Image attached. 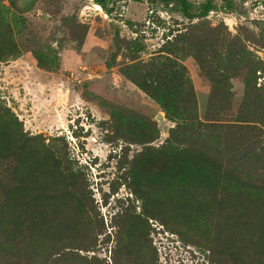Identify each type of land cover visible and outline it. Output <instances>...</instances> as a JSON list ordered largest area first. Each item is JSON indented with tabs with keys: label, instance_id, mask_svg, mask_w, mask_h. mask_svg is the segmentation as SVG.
<instances>
[{
	"label": "trees",
	"instance_id": "16d2710c",
	"mask_svg": "<svg viewBox=\"0 0 264 264\" xmlns=\"http://www.w3.org/2000/svg\"><path fill=\"white\" fill-rule=\"evenodd\" d=\"M36 1L0 0V61L17 58L29 48L40 68L56 71L60 65L56 49L20 38L28 29L26 12ZM153 1L175 6L192 23L149 60L141 58L146 49L141 40L120 44L117 34V53L129 60L120 67L121 74L175 123L167 140L155 146L152 143L159 137L155 121L130 110L114 112L123 139L143 146L132 159L126 146L119 164L120 177L143 200L140 213L127 209L115 222L121 223L128 240L123 247L129 249L124 250L129 253L126 260L157 264L149 223L157 219L183 240L209 251L210 264H264V166H253L264 163V146L257 149L264 139V129L257 124H264V94L258 85L264 60L242 41L231 40L224 53L218 52L222 44L216 37L206 41L204 24L215 0L198 5L191 0ZM96 2L111 12L106 0ZM225 4L232 9L235 2ZM209 50L213 58L206 54ZM188 57L197 60L212 83L206 120L200 119L197 93L184 62ZM210 65L214 70L208 69ZM232 77L244 83L238 108L232 103ZM224 113L227 117L222 119ZM52 140L29 134L0 100V235L4 237L0 246L17 258L16 264H103L98 256L78 251H89L96 244L98 235L92 241L83 237L92 226L94 231L96 215L87 211L65 137ZM120 181L113 183L114 191ZM27 228L30 241L25 239Z\"/></svg>",
	"mask_w": 264,
	"mask_h": 264
},
{
	"label": "rangeland",
	"instance_id": "374dc122",
	"mask_svg": "<svg viewBox=\"0 0 264 264\" xmlns=\"http://www.w3.org/2000/svg\"><path fill=\"white\" fill-rule=\"evenodd\" d=\"M191 1L198 5L204 0ZM106 2L111 12L96 0H37L26 12L28 29L20 38L22 41L32 38L34 46L56 49L60 56L59 68L56 71L40 68L29 48L17 58L0 61V100L23 121L29 134H40L47 142L58 136L65 137L68 154L78 170L80 190L87 198V211L91 216L95 214L94 220H97L92 223L94 233L92 226L83 236L92 241L98 235L96 244L89 251H78L89 257L98 256L103 264H130L129 253L125 252L129 249H123L127 237L121 232V223L115 222L127 209L140 213L143 200L120 177L119 164L126 146L130 148L129 159L143 146L123 139L117 131L114 112L130 110L146 121H155L159 130V137L152 143L155 146L167 140L175 123L166 118L155 101L121 74L120 67L129 60L120 51L117 53V34L120 44H123L121 40L131 38L141 40L146 47L141 58L149 60L168 39L186 31L192 21L175 6L159 1ZM234 2L230 9L225 0H215V7L204 24L209 37L206 41L216 37L222 44L218 52L222 53L227 51L231 40L242 41L264 60V0ZM214 28L217 32H212ZM207 52L213 58L212 52ZM184 62L197 93L200 119L206 120L212 83L194 57ZM207 67L214 70L211 65ZM261 76L258 85L264 94V74ZM231 83L232 103L238 108L244 83L239 77H232ZM225 117L222 114L221 118ZM257 124L264 129V124ZM262 146L264 139L257 149ZM253 166H264V163ZM118 180L122 184L114 191L113 183L116 185ZM102 221L104 227H100ZM149 223L157 264H210L209 251L183 240L157 219H150ZM30 234L27 228L25 239L28 241ZM2 238L0 235V244ZM68 242L65 244L69 246ZM20 259L26 261L24 257ZM16 262L17 258L8 248L4 251L0 246V264Z\"/></svg>",
	"mask_w": 264,
	"mask_h": 264
}]
</instances>
